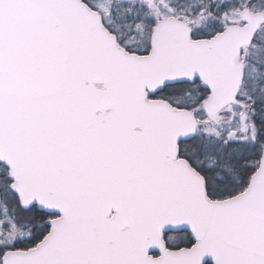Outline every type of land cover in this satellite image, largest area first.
I'll return each mask as SVG.
<instances>
[{
  "label": "snow or ice",
  "instance_id": "obj_1",
  "mask_svg": "<svg viewBox=\"0 0 264 264\" xmlns=\"http://www.w3.org/2000/svg\"><path fill=\"white\" fill-rule=\"evenodd\" d=\"M0 264H264V0H0Z\"/></svg>",
  "mask_w": 264,
  "mask_h": 264
}]
</instances>
